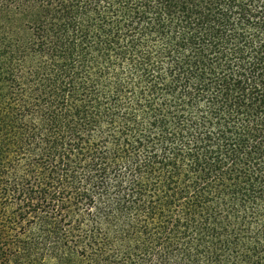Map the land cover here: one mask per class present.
<instances>
[{"label":"trees","instance_id":"16d2710c","mask_svg":"<svg viewBox=\"0 0 264 264\" xmlns=\"http://www.w3.org/2000/svg\"><path fill=\"white\" fill-rule=\"evenodd\" d=\"M0 264H264V0H0Z\"/></svg>","mask_w":264,"mask_h":264}]
</instances>
